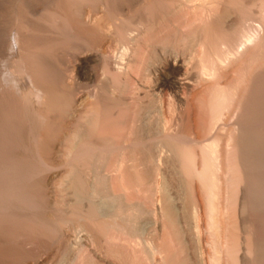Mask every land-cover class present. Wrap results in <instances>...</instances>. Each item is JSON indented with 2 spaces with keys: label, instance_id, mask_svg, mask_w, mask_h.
I'll return each mask as SVG.
<instances>
[{
  "label": "bare ground",
  "instance_id": "obj_1",
  "mask_svg": "<svg viewBox=\"0 0 264 264\" xmlns=\"http://www.w3.org/2000/svg\"><path fill=\"white\" fill-rule=\"evenodd\" d=\"M263 221L264 0H0V264H264Z\"/></svg>",
  "mask_w": 264,
  "mask_h": 264
},
{
  "label": "rangeland",
  "instance_id": "obj_2",
  "mask_svg": "<svg viewBox=\"0 0 264 264\" xmlns=\"http://www.w3.org/2000/svg\"><path fill=\"white\" fill-rule=\"evenodd\" d=\"M236 191H237V190H236ZM234 198H235V199H234V206H235V205H236L237 192L234 193ZM252 215H253V216H252ZM251 216H252V217H251ZM250 217H251L252 220H253V217H255V219H254L253 221H255V220L258 221V222L260 221V216H257V215H255V214H251ZM256 217H257L258 219H257ZM263 225H264V221L262 222V226H263ZM263 228H264V227H263ZM254 230H255L256 232H257V231H260V230H258V229H254ZM259 233H261V232H257V235H258Z\"/></svg>",
  "mask_w": 264,
  "mask_h": 264
},
{
  "label": "clouds",
  "instance_id": "obj_3",
  "mask_svg": "<svg viewBox=\"0 0 264 264\" xmlns=\"http://www.w3.org/2000/svg\"><path fill=\"white\" fill-rule=\"evenodd\" d=\"M12 42H13L14 48L19 47V38L15 33L12 34Z\"/></svg>",
  "mask_w": 264,
  "mask_h": 264
}]
</instances>
